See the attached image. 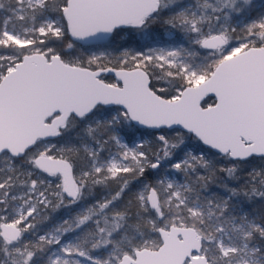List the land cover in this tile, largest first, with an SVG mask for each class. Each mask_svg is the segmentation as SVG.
<instances>
[{
	"label": "snow or ice",
	"instance_id": "6c2138e0",
	"mask_svg": "<svg viewBox=\"0 0 264 264\" xmlns=\"http://www.w3.org/2000/svg\"><path fill=\"white\" fill-rule=\"evenodd\" d=\"M0 264H264V0H0Z\"/></svg>",
	"mask_w": 264,
	"mask_h": 264
}]
</instances>
